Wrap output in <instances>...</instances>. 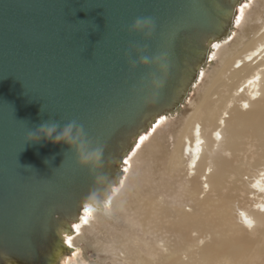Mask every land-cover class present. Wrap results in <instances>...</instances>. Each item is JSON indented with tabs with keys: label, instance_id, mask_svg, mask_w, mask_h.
Segmentation results:
<instances>
[{
	"label": "water",
	"instance_id": "obj_1",
	"mask_svg": "<svg viewBox=\"0 0 264 264\" xmlns=\"http://www.w3.org/2000/svg\"><path fill=\"white\" fill-rule=\"evenodd\" d=\"M243 3L0 0V264H63L64 235L86 204L104 206L138 139L184 104ZM141 17L152 23L132 28ZM49 119L81 124L100 162L28 134Z\"/></svg>",
	"mask_w": 264,
	"mask_h": 264
},
{
	"label": "bare ground",
	"instance_id": "obj_2",
	"mask_svg": "<svg viewBox=\"0 0 264 264\" xmlns=\"http://www.w3.org/2000/svg\"><path fill=\"white\" fill-rule=\"evenodd\" d=\"M252 2L256 1L244 0L238 9L235 26L230 35L213 44L209 60L216 59L213 61L215 64L212 67L209 62L207 67L202 69L204 72L192 88V100L187 101L189 104L192 103L191 108H186L189 110L187 114L182 120L180 116L179 125L171 129L175 140L172 147H169L166 165L163 166L170 177L166 181L163 180L164 172L160 167L151 173L149 178L143 177V180L152 181L154 185L160 184L167 196L179 202L182 194L194 196V191L198 187L197 179L199 176H204L202 183L207 186L204 196L193 199L191 210L188 212L182 210L179 204L175 207V214L179 221L186 222L191 228L195 218L208 219V212H211L209 219L218 226L211 227L206 233H196L188 237L190 244L182 249L183 252L188 253L187 264H215L216 260L231 264L235 253L247 249L242 246L244 243L253 240L259 234L264 236V196H262L264 168L258 171L252 182V189L258 193L257 195H261L254 201L256 207H251L248 201H239L237 207L240 213L236 217L234 202L218 200L213 204L209 203V198L217 190L229 162L239 154L243 138L247 134L264 138V0H259L258 9L250 10L251 12L247 14L248 17L251 14L248 21L240 23L243 13ZM212 95H216V98L212 99ZM160 125L161 120H158L148 133L145 132L138 139L136 147L125 159L126 170L131 160L139 157L141 150L149 145L153 138L151 136ZM157 144L153 141L150 145V153L153 157L159 152V144ZM164 149L162 151H165ZM126 170L124 175L128 173ZM159 173L161 179L158 182ZM175 177H179L178 194L173 192L172 182ZM171 178L169 182L168 179ZM237 180H240L238 191L249 189L246 181L241 180L240 176ZM132 187L131 192L137 191L134 185ZM157 211L160 212L161 209L158 208ZM152 233H154V244L150 250L153 256L146 254L144 242V252L141 251L138 264H151L153 259L166 257L172 251V235L166 224L156 222L152 227ZM159 245L163 247L162 256L160 250L155 248ZM255 255L259 259L258 264H264V245Z\"/></svg>",
	"mask_w": 264,
	"mask_h": 264
},
{
	"label": "rangeland",
	"instance_id": "obj_3",
	"mask_svg": "<svg viewBox=\"0 0 264 264\" xmlns=\"http://www.w3.org/2000/svg\"><path fill=\"white\" fill-rule=\"evenodd\" d=\"M255 1L246 8L240 23L246 22L245 20L248 21L251 14L249 17L247 14L251 12L250 10L258 9L257 4L259 0ZM215 60L211 59L209 61L212 67L215 64L213 62ZM208 63L203 68H206ZM203 68H201L198 77L204 72L202 71ZM197 79L193 87L198 82ZM240 89L238 88V90ZM192 96L191 90L187 100L178 110L171 113L168 117L163 116L159 118L161 125L156 129L154 135L151 136L156 139L153 140L152 138L149 145H146L141 150V155L131 160L128 170H126V166L124 165V170L128 172L127 176L123 174L119 184L112 188L108 199L103 202L104 206L96 207L95 204L92 206H89V204L85 205L80 219L73 223V225H79V228L73 227L74 233L64 235L66 243L73 251L67 256L68 258L64 260L63 264H138L141 251L145 248L144 242L146 243V254L153 256L150 247L154 244L152 227L155 226L156 222H160L162 225L166 224L169 227L173 246L168 256L155 258L151 264H187L188 253L183 252L182 249L190 244L188 237L190 235L194 236L196 233H206L211 227L218 226L216 222L209 219L211 212H208V219L200 220L195 218L191 228L186 222L179 221L178 216L175 214V207L179 204L182 206V210L188 212L191 210V201L204 196V191L207 190L206 184L202 183L204 176L198 177V187L194 191V196L182 194L179 202L167 196L162 191L160 184L157 186L152 181L143 180V177L148 176L146 178H149L150 174L159 167L164 172L162 176L164 177L163 180L166 181L170 177L163 166L166 165L169 147H172L175 140L172 130L179 125L183 116L187 114L189 111L187 109L191 108L192 103L189 104L187 101H191ZM211 98H216V95H212ZM180 116H182L181 120L178 119ZM153 141L159 144H157L159 152L156 153L155 158L150 153V145L153 144ZM163 142L166 143L164 144ZM162 143L163 145H161ZM240 147L239 154L229 162V166L225 169L217 190L209 198V203L211 204L218 200L227 203L234 202L236 204L234 212L236 217L240 213V209L237 207L240 203L239 201H248L251 207H256L257 205H254V201L258 200L261 196L257 195L258 193L252 189V182L259 173L258 171L264 168V138L247 134L243 138ZM162 148H165V151H162ZM150 159L151 161H148ZM143 167L146 169H143ZM160 173L157 176V181L161 179ZM239 176L241 180L246 181L248 190L246 189L243 192L238 191L240 180H237V178ZM126 178L127 180H125ZM177 179L179 177H175L172 182L174 194L180 192ZM171 180L172 178L168 179L169 182ZM132 185H134L138 192H131L133 189ZM136 196L139 198H136ZM122 206L125 207L123 208ZM158 208L161 209L160 212L157 211ZM262 245H264V236L259 234L253 240L251 239L242 245L247 249L235 253L234 261L231 264H258L259 259H257L255 254ZM155 248L160 250L159 253L162 256L164 253L163 247L161 248L159 245L155 246ZM215 264H226V262L216 260Z\"/></svg>",
	"mask_w": 264,
	"mask_h": 264
},
{
	"label": "clouds",
	"instance_id": "obj_4",
	"mask_svg": "<svg viewBox=\"0 0 264 264\" xmlns=\"http://www.w3.org/2000/svg\"><path fill=\"white\" fill-rule=\"evenodd\" d=\"M152 23L148 17L137 18L131 25L134 29H143ZM145 62L149 57L142 58ZM59 129V131H57ZM37 132L45 139H50L53 143L63 142L69 146V150L76 153L77 161L81 165H95L100 162L103 155L101 146H93L92 141L87 136L81 124L75 120L68 121L61 125L57 120L49 119L41 123L36 130H29L28 134L34 135ZM30 167V166H25Z\"/></svg>",
	"mask_w": 264,
	"mask_h": 264
},
{
	"label": "snow or ice",
	"instance_id": "obj_5",
	"mask_svg": "<svg viewBox=\"0 0 264 264\" xmlns=\"http://www.w3.org/2000/svg\"><path fill=\"white\" fill-rule=\"evenodd\" d=\"M74 228H79V225H73Z\"/></svg>",
	"mask_w": 264,
	"mask_h": 264
}]
</instances>
